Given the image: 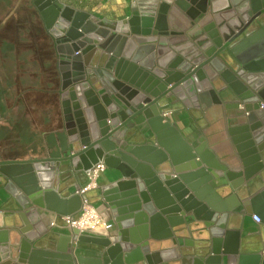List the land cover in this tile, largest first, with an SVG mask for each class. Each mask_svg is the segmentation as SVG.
Segmentation results:
<instances>
[{
  "label": "water",
  "instance_id": "95a60500",
  "mask_svg": "<svg viewBox=\"0 0 264 264\" xmlns=\"http://www.w3.org/2000/svg\"><path fill=\"white\" fill-rule=\"evenodd\" d=\"M34 5L59 54L64 124L48 157L0 162V264H264V244L243 259L233 225L255 212L237 193L264 172V0H143L121 22L65 0ZM223 104L251 157L244 180L222 175L206 144L181 142V164L165 143L178 137L169 115ZM101 162L122 175L104 191L118 235L50 232L80 212L77 193Z\"/></svg>",
  "mask_w": 264,
  "mask_h": 264
},
{
  "label": "crops",
  "instance_id": "0c3cea01",
  "mask_svg": "<svg viewBox=\"0 0 264 264\" xmlns=\"http://www.w3.org/2000/svg\"><path fill=\"white\" fill-rule=\"evenodd\" d=\"M138 1L143 0H65L68 6L78 11L92 13V17L99 20L117 22L131 19L133 5ZM4 2L14 7L13 17L19 13L14 19V23L7 25L9 28L7 37L2 36L5 28L0 29V39L4 37L8 39L14 35L16 44L14 56L17 60L11 84H3L5 91L3 94L8 95V99H4V101L12 111L19 112L23 108L25 116L30 121L31 130L41 131L43 138L40 141H31V149L22 159L6 157L3 154L0 162L40 160L48 157L50 148L48 140L52 134L60 131L64 124L60 58L55 40L46 29L40 13L34 5V0H4ZM1 45L0 42V49ZM0 60H2L1 56ZM24 64L28 68L21 67ZM226 107L227 105L224 104L213 105L211 108H203L201 113L191 114L186 110L169 115V122L177 131L178 137L169 135L165 143L181 164H185V148L181 142L192 150L206 144L207 151L214 154V160L226 169L224 170L226 172L221 173L222 175L229 171L241 175L240 179L244 180L245 170L248 169L245 162L251 161V157L247 156L248 150L244 146L246 142L243 134L238 132L239 120H237L235 112L228 111ZM142 130L150 141H156L147 125ZM254 166H256L255 163L249 164V168ZM208 171L211 170L208 169ZM121 179L122 175L118 170L107 168L98 180V187L88 193L91 203L103 218L114 225L113 231L109 232L112 237L118 235L119 228L113 209L105 201L104 191ZM223 189L224 187H219L214 191L221 193ZM261 193H264V172L246 182L237 193L239 199L248 203L251 210L255 204L254 214L244 215L233 224L237 229L235 232L239 230L241 233V243H243L241 254L246 262L248 258L252 257L247 254H254L264 244V225L256 223L253 219V216L256 215L262 219L264 213V199L257 198ZM42 213H46L50 217L56 215L46 210H43ZM54 223L50 232L57 235L72 233L60 217L56 218ZM127 223H130L128 226L130 232H139L140 226L137 224L136 218L128 220ZM75 256L99 257L95 251L79 249L76 250Z\"/></svg>",
  "mask_w": 264,
  "mask_h": 264
},
{
  "label": "rangeland",
  "instance_id": "374dc122",
  "mask_svg": "<svg viewBox=\"0 0 264 264\" xmlns=\"http://www.w3.org/2000/svg\"><path fill=\"white\" fill-rule=\"evenodd\" d=\"M13 9L12 5L0 0V29L5 28L4 31L2 30V36L7 37L9 34L7 25L13 24L16 16L19 15L18 13L13 17ZM5 37L0 39L2 44L0 49V56L2 57L0 60V158L4 154L6 157L22 159L31 149V141H40L43 137L41 131L31 130L30 121L25 116L23 108L19 112L12 111L6 106L7 102L4 101V99H8V95L3 94L5 92L3 84H11L17 63L14 56V51L16 52L14 35L9 37V40ZM21 67L28 68L26 64Z\"/></svg>",
  "mask_w": 264,
  "mask_h": 264
},
{
  "label": "built area",
  "instance_id": "2783aa9c",
  "mask_svg": "<svg viewBox=\"0 0 264 264\" xmlns=\"http://www.w3.org/2000/svg\"><path fill=\"white\" fill-rule=\"evenodd\" d=\"M106 169V165L101 162L88 173L89 183L79 192L82 199V208L79 214L77 216L61 217L64 225L72 232H88L99 236L112 237L110 233L113 231L114 225L103 218L88 197V193L98 187V180ZM253 219L256 223H261V218L257 215L253 216Z\"/></svg>",
  "mask_w": 264,
  "mask_h": 264
},
{
  "label": "bare ground",
  "instance_id": "6f19581e",
  "mask_svg": "<svg viewBox=\"0 0 264 264\" xmlns=\"http://www.w3.org/2000/svg\"><path fill=\"white\" fill-rule=\"evenodd\" d=\"M79 192H80V191H78V193H77L78 196H80V195H79ZM80 197H81V196H80Z\"/></svg>",
  "mask_w": 264,
  "mask_h": 264
}]
</instances>
